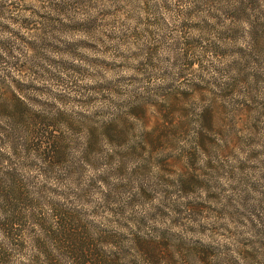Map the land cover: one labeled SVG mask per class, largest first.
<instances>
[{
    "label": "rangeland",
    "instance_id": "1",
    "mask_svg": "<svg viewBox=\"0 0 264 264\" xmlns=\"http://www.w3.org/2000/svg\"><path fill=\"white\" fill-rule=\"evenodd\" d=\"M0 90L65 131L46 198L91 233L264 264V0H0Z\"/></svg>",
    "mask_w": 264,
    "mask_h": 264
},
{
    "label": "trees",
    "instance_id": "2",
    "mask_svg": "<svg viewBox=\"0 0 264 264\" xmlns=\"http://www.w3.org/2000/svg\"><path fill=\"white\" fill-rule=\"evenodd\" d=\"M41 119L29 112L23 96L0 90V264H170L160 243L131 234L126 249L120 234H92L79 210L46 198L45 180L55 163L68 162L69 143L58 122ZM113 125L96 129L98 135L87 131L81 157L86 159L94 141L119 142ZM37 157L44 165L29 162ZM65 170L78 172L72 165Z\"/></svg>",
    "mask_w": 264,
    "mask_h": 264
}]
</instances>
